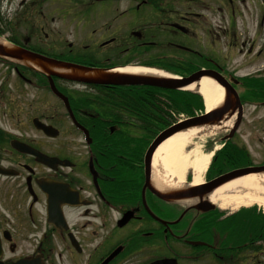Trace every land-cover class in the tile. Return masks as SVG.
I'll list each match as a JSON object with an SVG mask.
<instances>
[{
	"label": "flooded vegetation",
	"instance_id": "af4514ba",
	"mask_svg": "<svg viewBox=\"0 0 264 264\" xmlns=\"http://www.w3.org/2000/svg\"><path fill=\"white\" fill-rule=\"evenodd\" d=\"M0 36L100 69L210 71L241 123L264 105V0H0ZM51 78L82 130L45 74L0 58V264H264V208L176 195L146 171L143 114L108 96L119 87ZM225 149L203 183L249 165Z\"/></svg>",
	"mask_w": 264,
	"mask_h": 264
},
{
	"label": "water",
	"instance_id": "95a60500",
	"mask_svg": "<svg viewBox=\"0 0 264 264\" xmlns=\"http://www.w3.org/2000/svg\"><path fill=\"white\" fill-rule=\"evenodd\" d=\"M0 57H4L10 60H15L25 64L28 67L35 68L41 72L46 73L47 75H55L61 78L95 83V84H113V85H151L167 89H178L183 86H187L193 82L199 81L202 76H209L213 78L220 86L224 88V98L222 104L217 108L204 113L202 115L193 116L191 118L185 119L183 121L177 122L168 128L161 131L149 145L146 150L144 161L146 167L149 166L152 158V154L155 148L166 138L174 134L175 132L187 129L194 126L202 125H213L220 124L224 119V115L228 112L229 109L234 112L235 108H238V117L234 122L233 127L230 130L228 137H230L234 130L236 129L241 115V104L239 99L232 88H229L225 81L221 77L213 76L210 72L198 71L190 74L189 76L183 77L181 79L171 78L160 75L152 74H141V73H128V72H119L113 70H104L96 69L92 67L77 65L74 63H68L63 61H58L49 57L42 56L40 54L28 51L24 48L14 46L8 43L0 41ZM221 78V79H220ZM66 103V99L64 98ZM39 127V126H38ZM43 129H48L50 127L43 124L40 125ZM264 171V166H255V167H242L237 168L222 175H219L212 179L211 181L194 185L187 188H184L178 192H181V196L189 195H198L209 192L210 190L216 188L222 183L246 175L252 172H261ZM176 191V192H177ZM173 194V193H170ZM25 264V263H17Z\"/></svg>",
	"mask_w": 264,
	"mask_h": 264
},
{
	"label": "bare ground",
	"instance_id": "6f19581e",
	"mask_svg": "<svg viewBox=\"0 0 264 264\" xmlns=\"http://www.w3.org/2000/svg\"><path fill=\"white\" fill-rule=\"evenodd\" d=\"M119 70L129 73L165 75L157 69L140 66L129 65L119 68ZM186 89L198 91L207 111L218 106L223 98L222 87L207 76H202L199 81L189 84ZM216 129H218V125L194 126L164 139L152 156L154 175L156 174L165 182L170 181L176 185H182L186 182L187 170H191L193 173L191 184L203 182L201 176L206 170L213 152H203L198 147L190 152H185L184 147L191 142L193 137L210 134ZM210 198L220 202L224 207L233 206L236 208L255 203L264 208V173H252L229 180L216 187Z\"/></svg>",
	"mask_w": 264,
	"mask_h": 264
},
{
	"label": "trees",
	"instance_id": "16d2710c",
	"mask_svg": "<svg viewBox=\"0 0 264 264\" xmlns=\"http://www.w3.org/2000/svg\"><path fill=\"white\" fill-rule=\"evenodd\" d=\"M108 96L110 98H114L115 96L122 98V107H126V110L131 115L143 114L142 118L135 119L133 124L134 126L137 124L142 129V140L144 142L146 141V136L156 133L175 121V114L185 113L192 115L196 111L203 109L201 96L192 91L133 85L122 86V89L116 91V94L111 92ZM111 102L114 101L112 100ZM232 146L226 145L225 150L227 154L225 155L233 154ZM238 151L243 155V151ZM222 160H224V157L220 156L218 165L223 169Z\"/></svg>",
	"mask_w": 264,
	"mask_h": 264
},
{
	"label": "rangeland",
	"instance_id": "374dc122",
	"mask_svg": "<svg viewBox=\"0 0 264 264\" xmlns=\"http://www.w3.org/2000/svg\"><path fill=\"white\" fill-rule=\"evenodd\" d=\"M241 73V72H240ZM38 77V76H37ZM186 90V89H185ZM196 92L195 90H188ZM205 110V106H204ZM199 113V112H198ZM185 115H178L179 117H184ZM230 121H227L228 124ZM222 128V126H221ZM218 127L214 132L206 135H199L192 138L191 142L184 147L185 152H190L192 149L198 147L200 151L208 152L214 147L216 154L221 147L220 137L225 133ZM233 139L238 141L248 152V158L252 165L258 166L262 165L264 162V105L254 106L248 105L244 106V117L240 128L237 133L233 136ZM213 158V157H212ZM211 158V160H212ZM208 168L202 173L201 178L204 179V175L207 173ZM156 178H160L155 174ZM193 173L191 170H187L185 174V179L191 181ZM161 179V178H160ZM162 180V179H161ZM161 184L166 186H174V182L160 181ZM176 185V184H175Z\"/></svg>",
	"mask_w": 264,
	"mask_h": 264
}]
</instances>
